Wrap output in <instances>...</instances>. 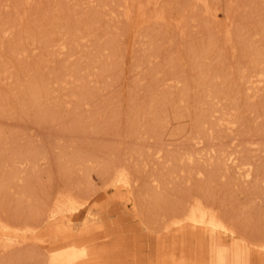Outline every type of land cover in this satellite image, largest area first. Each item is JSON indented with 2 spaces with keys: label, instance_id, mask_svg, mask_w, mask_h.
<instances>
[{
  "label": "rangeland",
  "instance_id": "obj_1",
  "mask_svg": "<svg viewBox=\"0 0 264 264\" xmlns=\"http://www.w3.org/2000/svg\"><path fill=\"white\" fill-rule=\"evenodd\" d=\"M11 3L0 0V138L6 141L10 134H17L18 142L38 144L46 152L38 160L35 172L23 166L13 190L28 177L32 181L33 189L23 197L20 218L30 217L33 231L42 234L47 242L56 238L45 220L40 221V215L30 216L33 204L44 192L71 188L84 202L82 214L71 222L74 239L89 227L85 223L88 208L94 214L92 225L99 222L105 231L114 226V221L127 225L122 237L112 232L108 236L110 242L97 244L96 249L104 256L97 264H111L109 255L121 253L119 244L131 239L135 258L124 264H153L149 263L153 239L149 241L144 236L148 229L137 227L136 220L123 209L120 196L104 185L103 170L115 158H125L133 167L138 158L136 149L143 142L147 144L142 148L148 153V169L136 173L141 176L138 181L145 183L141 188L148 184L149 171L165 173L172 179L170 186L175 187L176 180L180 187V174H186L187 166L171 173L179 166L172 156L192 146L189 137L195 130V117L202 111L215 110L209 117L213 127L205 128L200 155L207 157L222 145L227 151L237 149L238 158L247 155L244 159L254 166L259 161V165L264 163V84L248 89L249 82H245L254 73V57L260 61L257 66L264 69V0H208V11L200 3L189 6L185 0H161L150 4L139 16L138 2L125 6L119 5V0H32L29 7L23 2L24 15L20 20L14 16ZM126 9L130 10L128 16ZM5 26L10 28L1 31ZM47 38L54 45L46 46ZM59 38L67 45L61 53L55 51ZM20 49L23 52L16 54ZM195 59L198 63H194ZM68 68L75 69V75H63ZM35 77L47 83L46 94L39 88L40 101L43 107L58 108L56 118L39 117L29 107L27 85ZM166 77L170 79L153 91ZM185 88L188 96L179 99V92ZM82 92L87 97L86 103L80 104L78 94ZM152 111L165 114L167 126L158 136L142 130L141 138H136L130 124L146 126L155 115ZM226 119L236 120L232 130L226 126ZM157 147L161 155L158 158L159 153H152ZM73 155L84 159L70 163ZM231 169L229 172L234 174ZM237 180V192H242V184L247 190L237 195L233 184L232 196L241 207L243 201L246 212L250 211L249 228L256 219L259 225L263 224L264 183L251 178L246 187L245 182ZM249 189H253V194ZM14 191L5 199V214L15 207L18 193ZM247 205H252V210ZM236 219L241 221L242 216ZM192 250L188 245L187 255ZM202 253L207 264H216L219 255L225 257L226 264H252L245 251L236 260L230 244L226 248L208 246ZM211 259L213 262H209ZM115 260L117 264L122 261L120 257ZM13 262L40 264L38 255L33 253Z\"/></svg>",
  "mask_w": 264,
  "mask_h": 264
},
{
  "label": "bare ground",
  "instance_id": "obj_2",
  "mask_svg": "<svg viewBox=\"0 0 264 264\" xmlns=\"http://www.w3.org/2000/svg\"><path fill=\"white\" fill-rule=\"evenodd\" d=\"M119 1H121L119 5L122 4L125 6L133 3L137 4L138 2L136 14L139 16L145 12V8L150 4L156 5L161 0ZM185 1L189 6L192 3H200L205 11L209 9L208 0ZM11 2L13 14L20 20L24 15L21 14L23 2L26 7H29L32 0H11ZM129 12L130 10L126 9L125 15L128 16ZM9 28L10 26H5L1 31L4 32ZM69 40L67 39V41ZM48 41L49 38H47V42ZM47 42L45 44L46 46L47 44L54 45L50 43V41ZM66 46V41L60 38L56 39L57 49L55 47V51L59 50L58 53H61L65 51L64 49ZM17 47L18 46H16L14 50H17ZM15 52L18 54L23 51L20 49ZM256 53L259 54L257 48ZM254 59V73H251L247 76V79H245V82H249L246 86L248 89L253 85L254 87H261V85L264 84V69L258 67L257 65L260 61H256V57H254ZM198 61L199 60L195 59L194 63H198ZM74 70L75 69L68 68V73L59 72V74L62 73L68 76L69 74L75 75ZM38 79L41 78L35 77L33 82L27 85L29 91V107L33 109L34 114L39 117L56 118L59 115L58 108L54 105L43 107V102L40 101L41 89L39 88L42 87L46 94L47 83L41 82ZM168 79H170V77L163 78L162 80L159 79L161 81L158 82L156 88L152 90H157V87L163 85L164 81ZM60 80L62 79L60 78ZM187 89L188 88H185L184 91L181 90L179 92V99H185L188 96ZM74 93L73 91L71 94ZM45 94L41 92V95ZM86 97V93L82 92L78 94L79 102H81L80 104L86 103ZM213 111L215 110L213 109ZM213 111L210 113L202 111L197 114L194 120L195 130L189 137L192 146L187 147L178 155L172 156L174 160H177L179 166L171 170V173L177 170L183 171L187 166L186 174H180V187L176 186V184H178L176 180L175 187L174 185L170 186L172 179L165 173L160 171H149L147 172L149 174L146 176L148 180L146 183L148 184H146L143 189L141 188L143 182L138 181V175L141 173L140 169L145 168V171L148 169L146 168L148 161L145 159L148 153L142 148L144 146L146 147L147 144L145 145L143 142L142 144L140 143L139 148L136 149V156L138 158L133 164V167L125 162V158L124 161L115 158L108 163L103 170L104 185L110 188L114 194L120 196L123 209L131 214L136 220L135 223H138V225L135 224V226L137 225V227L140 228L141 225H143L148 229V231L144 232V236H146L149 241L150 238L153 239V247H151L152 250L150 249L149 254V263L207 264L206 261L202 259L204 248L208 246L209 248L214 246L226 248V246L230 244V247H232L234 251L235 259L245 251L247 255L246 258L249 262H252V264H264V222L259 225V223H257L259 219H256L257 225L255 224L249 228L250 219L248 215L250 211L246 212L243 201V207H241L237 203L238 199L236 200L233 197L235 196L234 192L240 189L238 188L239 185H237L240 183L235 182L237 179H239L240 182H245V185L247 184L246 181H249L251 178H257L260 184L264 183V173L262 172L264 163L262 162L263 160L260 159L263 164L259 165L258 163H260V161L257 159L259 161L257 163L256 160L252 158L255 160L254 162H256V166H254L255 164H253L252 161L244 159L245 156H240V158H238L239 155H235L236 152L238 153V151H236L237 149H233L235 152L231 150L227 151L222 145L216 148L217 150L214 149V153L209 154L207 157H203L202 154L200 155L201 151L199 149L203 146L201 144L204 142L203 135H205L206 132L205 128L211 129L213 127L212 123H209V117ZM154 114L151 121L145 123L146 126L142 128L135 122L130 124V130L135 134L136 138H141L142 130L146 133L150 132L151 135L158 136L163 126H167L166 123L169 122V120L165 114ZM226 121V126L232 130L236 120L226 119ZM206 123H208V125H206ZM16 137L19 138L17 134L16 136L10 134L9 140L5 141L4 138H0V251L6 254V256L2 254L3 257L0 253V264H13L15 259H19L23 257V255L30 253H33V256L38 255L40 264H97L101 262L104 256L101 255L102 253H100L99 249H96L97 244L101 243L106 245L110 242V237L108 238V236L112 232L122 237L123 232L127 229L125 228L127 225H120L118 221H114V226L109 231H105L103 224L99 222L92 225L91 221H94V214H92L88 208L86 210L85 223L86 226L89 225V227L84 230V234L76 240L72 236L71 222L82 214V204H84V202L79 199L77 193L72 191L71 188L56 190L51 194L50 192H44V195L33 204L32 214H30V216L35 217L40 215V221L45 220L46 226L53 234L54 239H56L52 242H47L45 238H41L42 234L33 231L35 227L29 224L30 222H28V220L30 217L20 218L22 215L21 206L23 197H25L26 192H30L33 189L32 181L28 177L24 181V184L22 186L20 185L16 191H14L13 188L15 179L18 180L23 174V166H27L30 172H35L38 160L44 158L46 152L43 146L21 143L23 141L18 142ZM27 142L29 141L27 140ZM257 148L258 150L260 149L259 147ZM159 152L160 148L157 147L152 153L156 154ZM160 156L159 153L157 158ZM71 157L72 159H69L70 163L75 161L80 162V160L84 159L81 155H73ZM250 157L251 156H249V158ZM200 159L201 161H199ZM237 159L240 160L238 161ZM6 165H8V167H6ZM206 165H210V168L207 169ZM229 168H233V172H235L237 176L235 173V175L230 173ZM137 172L138 175L136 174ZM139 178H141V176ZM144 184L145 183H143V185ZM233 184L235 188L237 187L236 190L233 189ZM251 184L253 185V183ZM242 187L244 188V184H242ZM263 187L260 185V188ZM243 188H241L242 192L247 190V188ZM233 190L234 192L232 193ZM252 190L250 191L249 189L248 192L250 191L251 193ZM263 190L262 193L264 192ZM11 191H14V193L17 192L18 196L16 198L15 207L12 210H8L9 212L5 214L4 212L6 210L3 211L6 208L5 199L10 196ZM238 192L240 193L241 191L239 190ZM256 192L258 194V191ZM239 193L237 195H239ZM255 196L257 195L255 194ZM260 203L259 201V204ZM251 206L249 207L247 205L246 208L249 207L248 209L252 210ZM258 210L255 211L258 212ZM240 215L242 216L241 221L236 219L241 217ZM252 217L253 215L250 216V218ZM262 221H264V219ZM132 241L134 240L131 239L130 242L126 240V242L120 243L121 249L118 251L121 253L110 254L109 257L111 259L108 261H111V264H117L115 259L116 257H120L122 261L118 262V264H124L127 263L128 259L135 258L134 254L136 251L133 248L135 246ZM188 245L193 247L191 255H187ZM125 246L126 249L128 248L127 250L124 249ZM37 248L38 252H35ZM216 260V264H226V259L222 255H219ZM209 262H213L212 259Z\"/></svg>",
  "mask_w": 264,
  "mask_h": 264
}]
</instances>
